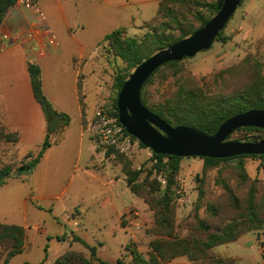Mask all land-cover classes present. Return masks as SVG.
Returning <instances> with one entry per match:
<instances>
[{
    "label": "rangeland",
    "instance_id": "1",
    "mask_svg": "<svg viewBox=\"0 0 264 264\" xmlns=\"http://www.w3.org/2000/svg\"><path fill=\"white\" fill-rule=\"evenodd\" d=\"M217 1L183 0L174 8L176 13L171 15H178L185 23L197 29L200 26L198 15L210 17L209 9ZM125 2L126 15L121 27L106 25L107 22L104 24L100 19L92 16L86 25L85 36L80 37H85L86 41L85 58L80 67L82 73L77 82L78 96L81 101L79 103L84 113L82 124L74 95L73 67L72 63L69 64V61L74 60L69 56L57 60L59 63L51 66L46 72L41 71L40 66L35 64L40 70L39 79L44 97L56 114L62 115L63 119L68 118V133L75 138L76 142L59 165L60 168L57 167L58 170L50 172L44 193V196L49 199L37 201L38 205L45 208L47 219L55 214L54 220L61 223L64 220L75 219L86 225H90L96 218L103 219V213L96 205L98 200L94 197L98 196L99 189L104 187L82 173L93 163L91 147L96 149L95 138L87 129V124L99 108L112 109L114 99L118 97L115 85L117 77L120 75L127 77L132 72L127 69L126 63L110 50L108 43L104 40L105 36L123 28L124 36L137 39L139 43H142L144 52L149 54L154 51L153 38H148L150 29L159 27L161 22L170 19L163 16L164 12L158 18V10L154 13L152 11L151 15L150 2L143 7L133 3V0H125ZM16 5L24 7L17 3ZM156 6L159 4H154V10ZM140 11L144 16L151 17L148 21L133 25L132 15H139ZM69 15L73 18L72 13ZM173 33L178 35L177 30ZM60 66L64 73L59 80ZM76 66L74 65L75 68ZM261 75H264V0H243L222 32V39L215 40L210 49L198 53L195 57L180 61L176 67L166 66L159 70L144 87L143 100L149 108L165 107L175 100V96L182 89L198 91L208 98L216 99L219 96H228L247 89ZM51 97H57L56 99L62 101L59 109L62 113L57 111L58 108L55 110ZM62 122L56 129L57 134L65 128ZM81 132L84 134L83 146L80 143ZM57 134L51 136L53 139L50 138L51 142H59L60 136ZM228 140L258 142L264 140V131L241 128ZM107 151L97 149L96 152L93 151L94 164L100 167V170L92 171L98 173L99 180L102 182L114 181L111 187L116 188L115 194H121L117 201H125L129 207L132 206L131 209L139 212L140 220L132 228L135 238H129L119 248L116 252L117 257L107 260L100 258L97 251L92 256L90 246L86 242V244L73 242L66 245L52 262L43 261L40 264H56L58 258L67 252H75L85 260H93L95 264L100 262L118 264L119 261L123 264H133L131 250H136L148 257L153 253L155 245L172 241L174 238L182 241L190 240L191 243L202 242L207 232L201 229V223L208 226L209 232H213L230 220L246 213V203L251 187L257 190L256 203L263 223L258 229L249 230L240 238L246 235L258 237L264 235L263 158L254 156L245 158L243 162L245 173L229 162L207 167L201 158H183L175 177L173 201L168 203V200L165 201L166 198H164L165 174L154 168L156 160L151 150L143 147L137 139H131L130 149L126 151L114 149L108 153ZM45 159L38 166L37 175L46 165ZM10 161L11 163H3L0 160V163L12 166L20 164V160L17 159ZM127 166L140 172L137 182L142 187L140 196L135 195L126 186L127 183L123 182L122 175L125 174L124 169ZM118 179L120 182H116ZM88 184L91 188L83 190V187ZM227 188L232 191L231 194ZM132 199L136 201V204L131 205ZM207 206L215 208L216 214L208 211ZM165 219L172 221V226L165 223ZM73 223L75 226L79 225L76 221ZM70 230L69 227L65 229L66 233ZM58 239V243L62 244L63 235ZM39 242L40 240H36L34 244L37 246ZM7 253L4 247H0V264H4ZM34 255H36L34 260H40L39 253ZM21 259L22 256L16 255L9 264H21ZM184 261L192 264L187 255L177 256L165 264H186L187 262ZM211 261L207 259L200 261L199 264H212ZM77 263L80 264V261Z\"/></svg>",
    "mask_w": 264,
    "mask_h": 264
},
{
    "label": "crops",
    "instance_id": "2",
    "mask_svg": "<svg viewBox=\"0 0 264 264\" xmlns=\"http://www.w3.org/2000/svg\"><path fill=\"white\" fill-rule=\"evenodd\" d=\"M161 1L133 0V3L143 7L150 2L149 13L152 15V11L154 13L158 10L156 7L159 8L156 6L154 10V4H160ZM38 5L43 16L37 15L33 10L15 5L8 11L0 28L2 33H13L19 30L37 32L45 28L52 30L57 36L56 46L49 48L45 53L30 50L27 44H16L12 41L9 42L7 50L0 53V119L7 131L16 132L19 135V140L15 144L5 142L0 144V160L3 163H11V159L21 162L22 157L29 153L36 156L49 134L47 115L33 92L30 65L38 64L41 71L46 72L51 66L59 63L57 60L68 56L74 60L69 61V64L72 63L73 67L71 68L75 80L74 95L82 124L84 113L79 103L77 82L82 73L80 67L85 58L86 41L85 37H80L85 36L86 25L92 16L100 19L104 24L107 22L106 25L121 27L126 15L125 0H38ZM69 13H72L73 18ZM132 17L133 25H136L148 21L151 16H144L140 11L139 15L134 14ZM36 39L39 43L45 40L40 35H37ZM74 65H77L76 68ZM63 73L64 70L60 66L58 77ZM56 98L51 97L53 101L51 102L55 110L58 108L57 111L60 112L62 101ZM59 136V142H51V146L45 151L34 171L20 177H11L0 186V222L21 226L27 230L28 239L25 250L17 255L22 256L21 264L52 262L66 245L77 242L74 241V236L95 248L102 259L117 257L116 252L119 248L129 238H135L132 228L140 220V214L137 210L131 209L132 206L129 207L125 201H117L121 194H115L116 188L111 187L114 181L102 182L99 180L98 173L92 171L100 170V167L94 164L95 156L92 153L94 150L96 152L95 147H91L93 163L82 173L104 187V189L100 188L98 196L94 197L98 200L96 205L103 213L102 220L96 218L90 225L81 224L75 219L64 220L61 223L54 220L55 214L47 219L45 208L37 204L39 200L49 199L44 196V193L50 172L58 170L57 167L60 168L59 165L63 159L76 145L75 138L68 133V126L59 133ZM83 138L84 134L81 132L82 146ZM44 158H46V165L37 175L38 166ZM122 176L126 184L125 177ZM116 182H120V179ZM88 188H91L90 184L84 186L83 190ZM132 200L131 205L136 204V201ZM83 205L86 204L83 203ZM131 212H136L138 216L132 214L129 217ZM75 221L79 224L78 226L74 225ZM68 227L71 230L66 233L65 229ZM93 230L97 234H94ZM61 235H63L62 244L58 243ZM36 240H40L37 246L34 244ZM262 245H264V235L261 237L246 235L231 244L216 246L212 252L218 258L232 259L234 264H264V255L260 252ZM38 253L40 260H34L36 256L34 254ZM186 262L189 264L188 261Z\"/></svg>",
    "mask_w": 264,
    "mask_h": 264
},
{
    "label": "trees",
    "instance_id": "3",
    "mask_svg": "<svg viewBox=\"0 0 264 264\" xmlns=\"http://www.w3.org/2000/svg\"><path fill=\"white\" fill-rule=\"evenodd\" d=\"M17 0H0V28L7 16L8 11L16 5ZM183 0H162L159 4L158 18L164 12V17H169L168 21H163L159 24V27H153L148 33V38H153L154 51L152 53H145L142 43H139L137 39L124 36V29L114 30L110 34L105 36V42L108 43L110 50L116 57H119L124 63H126L127 69L132 72L124 77L118 76L116 79L117 96L122 89L125 82L130 78L133 71L146 59L166 49L169 46L191 36L196 30L203 27L208 21H210L217 13V2L211 5L209 9L210 17H204L201 14L198 15V21L200 22L199 28H194L192 25H188L178 15H171L176 13L174 8L182 3ZM177 30L178 35L173 31ZM222 39L221 36L216 40ZM179 62H171L163 67H176ZM163 67L159 68L144 84L141 90V99L143 100L144 87L151 81L152 77ZM31 73L33 92L36 100L41 105L43 111L46 113L47 118L54 117L56 112L52 110L50 103L44 97L41 84H40V70L35 65L31 64L29 67ZM80 94V88H79ZM79 102L80 99H79ZM147 107V106H146ZM105 108V107H104ZM153 113L159 116L162 120L170 125L188 126L201 130L209 135H215L219 127L228 119L235 115L244 113L249 110L259 109L264 110V75H261L257 80L247 89L228 96H219L215 98H208L204 94L194 90H181L175 96L170 104L161 106L159 108H149ZM109 115L118 118L117 98L114 99L112 109L105 108ZM63 127L68 125V118L63 119ZM246 130L264 131V129L247 127ZM239 130V129H238ZM58 130L54 133H49L41 147L39 153L34 156L29 153L20 162V164L14 168L11 164L0 163V186L3 185L11 177H20L25 173H31L35 170L41 158L44 156L45 151L51 146V136L57 134ZM61 132V131H60ZM59 135V133L57 134ZM230 137H228L229 139ZM132 140H136L131 136ZM227 139V140H228ZM19 135L16 132L7 131L0 119V142L5 143H17ZM229 141V140H228ZM57 142V141H56ZM55 142V143H56ZM142 145V144H141ZM143 146V145H142ZM144 147V146H143ZM115 148H110L109 151ZM108 155V154H107ZM156 160L154 168L165 174L166 188L164 191L165 201L168 203L173 201V186L175 184V177L180 168V162L183 158L175 156L158 155L153 153ZM254 155L241 156V161L235 167L244 171V159ZM264 159V155L254 156ZM205 161L207 167H214L220 163H227V159H210L201 158ZM124 176L127 186L137 196L141 195L142 187L139 185L138 178L140 172L127 166L124 169ZM227 191L231 194V190L227 188ZM257 190L255 187H251L249 190V197L246 203V213L239 216L234 220H230L223 227H220L213 232H209L208 226L201 223L202 230L207 232L206 238L200 242L195 241L193 243L190 240H179L174 238L172 241L158 243L153 247V253L148 257H145L142 253L136 250H131L133 264H165V262L177 256L187 255L192 264H199L208 260H212V264H234V261L229 258H218L212 252L213 248L220 245L231 244L236 242L245 232L253 229H258L263 223V218L257 208L256 198ZM207 210L212 214H216V210L213 207L207 206ZM165 223L172 226V221L165 219ZM74 241L84 243L79 237L74 236ZM27 233L26 230L17 225H8L0 222V247H4L8 253L4 264H9V261L18 254H21L26 246ZM166 246V247H165ZM91 255H95V248L89 247ZM95 264L93 260H85L83 257L75 252H67L60 258H58L56 264ZM99 264H109L100 262ZM118 264H123L119 261Z\"/></svg>",
    "mask_w": 264,
    "mask_h": 264
},
{
    "label": "water",
    "instance_id": "4",
    "mask_svg": "<svg viewBox=\"0 0 264 264\" xmlns=\"http://www.w3.org/2000/svg\"><path fill=\"white\" fill-rule=\"evenodd\" d=\"M243 0H218L217 13L191 36L160 50L143 61L125 82L117 97L119 122L125 131L144 147L158 155L179 158L227 159L237 165L241 156L264 155V140L228 141L235 131L253 127L264 129V110L254 109L225 121L215 135L188 126L174 127L149 110L142 102L141 90L147 80L171 62L193 58L208 50L221 36ZM63 116L48 119V133H54Z\"/></svg>",
    "mask_w": 264,
    "mask_h": 264
},
{
    "label": "built area",
    "instance_id": "5",
    "mask_svg": "<svg viewBox=\"0 0 264 264\" xmlns=\"http://www.w3.org/2000/svg\"><path fill=\"white\" fill-rule=\"evenodd\" d=\"M16 3L43 16L38 0H17ZM37 35L44 37V42L39 43L36 39ZM10 41L16 44H27L30 50L45 53L49 48L56 46L57 36L52 30L45 28H41L37 32L22 30L13 33L0 32V53L7 50ZM87 129L95 138L97 150L107 151L110 148H115L126 151L131 147V136L125 131L119 120L109 115L104 107L95 112L93 119L87 124ZM132 214L138 216L136 212H131L129 217ZM260 252L264 255V245L260 247Z\"/></svg>",
    "mask_w": 264,
    "mask_h": 264
}]
</instances>
